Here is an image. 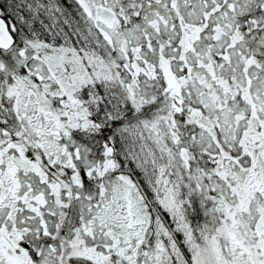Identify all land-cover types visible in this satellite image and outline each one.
Wrapping results in <instances>:
<instances>
[{"label":"snow or ice","instance_id":"1","mask_svg":"<svg viewBox=\"0 0 264 264\" xmlns=\"http://www.w3.org/2000/svg\"><path fill=\"white\" fill-rule=\"evenodd\" d=\"M0 264H264V0H0Z\"/></svg>","mask_w":264,"mask_h":264}]
</instances>
